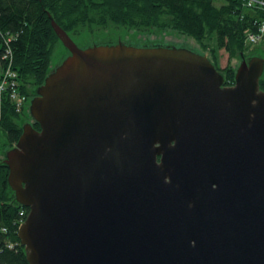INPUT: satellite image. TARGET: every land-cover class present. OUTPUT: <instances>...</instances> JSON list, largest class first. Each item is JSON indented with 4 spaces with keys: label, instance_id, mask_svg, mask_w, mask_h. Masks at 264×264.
Instances as JSON below:
<instances>
[{
    "label": "water",
    "instance_id": "95a60500",
    "mask_svg": "<svg viewBox=\"0 0 264 264\" xmlns=\"http://www.w3.org/2000/svg\"><path fill=\"white\" fill-rule=\"evenodd\" d=\"M51 24L70 53L4 160L28 263L264 264V59L225 87L186 47Z\"/></svg>",
    "mask_w": 264,
    "mask_h": 264
},
{
    "label": "trees",
    "instance_id": "16d2710c",
    "mask_svg": "<svg viewBox=\"0 0 264 264\" xmlns=\"http://www.w3.org/2000/svg\"><path fill=\"white\" fill-rule=\"evenodd\" d=\"M223 1L218 5V0H0V64L10 40L21 89L33 95L50 74L59 41L53 21L73 38L84 31L91 37L97 30H178L210 52L213 45L218 66L219 50L228 52L231 59L245 57L246 50L253 48L247 42L249 34L257 33L264 23V7L249 8L243 0ZM223 72L226 84L233 85L235 69ZM260 88L264 90L263 80ZM23 115L15 113L8 99L4 101L0 141L4 139L7 146L18 142ZM27 215L28 209L16 202L8 185V168L0 156V264H29L18 238L19 224Z\"/></svg>",
    "mask_w": 264,
    "mask_h": 264
},
{
    "label": "rangeland",
    "instance_id": "374dc122",
    "mask_svg": "<svg viewBox=\"0 0 264 264\" xmlns=\"http://www.w3.org/2000/svg\"><path fill=\"white\" fill-rule=\"evenodd\" d=\"M223 0H218V5L223 4ZM249 12L248 10H246ZM252 13V11H251ZM86 31L82 32L79 38H73L70 35L68 37L73 41V43L79 49H85L100 43H104L107 41H130L134 44H173L178 46L186 47L197 54L207 56L212 63L214 64L215 56L213 54L214 46L212 45L209 50L202 47L197 41H195L192 37L179 32L178 30H165V31H149V32H135V31H126L123 29L118 30H97L92 32L91 37L89 35L84 34ZM94 33V35H93ZM70 52L65 47V45L59 40L55 47L51 57V65H50V72L54 69L60 59L69 54ZM218 55V66L216 68L222 72L224 75L226 74L225 71L227 68L231 67L235 69V72L240 68L243 61H250L252 58L260 57L264 59V46H256L253 48H248L246 50V56L243 58L242 56H238L235 58H230V55L225 50L217 51ZM216 60V59H215ZM225 78V76H224ZM226 80V79H225ZM261 80L264 81V71L261 77ZM260 80V81H261ZM264 91V90H262ZM27 122L29 125L33 124L34 120L30 117V115L24 114L21 119V125L23 126L24 123ZM8 144L5 143L4 139L1 138L0 141V156L2 160H5V155L15 146H7Z\"/></svg>",
    "mask_w": 264,
    "mask_h": 264
},
{
    "label": "built area",
    "instance_id": "2783aa9c",
    "mask_svg": "<svg viewBox=\"0 0 264 264\" xmlns=\"http://www.w3.org/2000/svg\"><path fill=\"white\" fill-rule=\"evenodd\" d=\"M243 1L249 8H253L255 5L264 7V1L262 0ZM247 42L253 47L264 45V23L259 25L257 33L249 34ZM9 43L10 40L5 43L2 54L3 63L0 64V128L3 118V105L6 99L11 102L17 114H23L28 110L31 99L29 95L22 91L18 73L13 69V53ZM2 231H5V229H2Z\"/></svg>",
    "mask_w": 264,
    "mask_h": 264
},
{
    "label": "flooded vegetation",
    "instance_id": "af4514ba",
    "mask_svg": "<svg viewBox=\"0 0 264 264\" xmlns=\"http://www.w3.org/2000/svg\"><path fill=\"white\" fill-rule=\"evenodd\" d=\"M37 96V94H36V92L34 93V96L33 97H31V100L34 98V97H36ZM31 117V116H30ZM36 123L35 122H33V124H31L32 126H33V128L34 129H36V130H39V126L38 125H35ZM21 127H23L22 125H21Z\"/></svg>",
    "mask_w": 264,
    "mask_h": 264
}]
</instances>
